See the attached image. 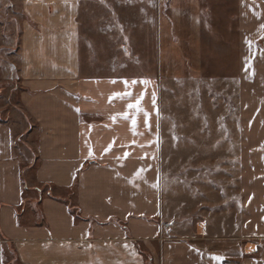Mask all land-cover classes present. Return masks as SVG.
Here are the masks:
<instances>
[{
  "label": "crops",
  "instance_id": "1",
  "mask_svg": "<svg viewBox=\"0 0 264 264\" xmlns=\"http://www.w3.org/2000/svg\"><path fill=\"white\" fill-rule=\"evenodd\" d=\"M226 1L238 6L243 55L258 37L264 0H172L168 7L177 23L204 28L205 2ZM23 5L36 25L19 26L18 102L37 124L36 167L29 181L24 146L0 120V264H222L216 250L186 242L162 220L158 78L109 63L112 72L102 73L90 46L80 47L76 0ZM247 258L264 264V253Z\"/></svg>",
  "mask_w": 264,
  "mask_h": 264
},
{
  "label": "rangeland",
  "instance_id": "2",
  "mask_svg": "<svg viewBox=\"0 0 264 264\" xmlns=\"http://www.w3.org/2000/svg\"><path fill=\"white\" fill-rule=\"evenodd\" d=\"M76 1L80 47L90 46L91 56L103 62L102 73L112 72V64L159 80L162 220L186 242L216 250L222 264H255L247 255L256 260L264 253V16L258 37L241 55L234 1L205 2L211 11L203 16L204 28L177 23L168 7L172 0L125 7L118 0ZM23 4L0 0V120L13 126L17 148L24 146L19 150L31 181L37 124L19 106L23 87L16 68L19 26L36 22Z\"/></svg>",
  "mask_w": 264,
  "mask_h": 264
},
{
  "label": "snow or ice",
  "instance_id": "3",
  "mask_svg": "<svg viewBox=\"0 0 264 264\" xmlns=\"http://www.w3.org/2000/svg\"><path fill=\"white\" fill-rule=\"evenodd\" d=\"M129 107L131 108V107H134V105H129ZM137 110H139V109H137ZM125 156H127V153H125Z\"/></svg>",
  "mask_w": 264,
  "mask_h": 264
},
{
  "label": "trees",
  "instance_id": "4",
  "mask_svg": "<svg viewBox=\"0 0 264 264\" xmlns=\"http://www.w3.org/2000/svg\"><path fill=\"white\" fill-rule=\"evenodd\" d=\"M140 251H142L143 253H145L146 254V252H144L142 249H140ZM147 255V254H146ZM147 258H149V256L147 255Z\"/></svg>",
  "mask_w": 264,
  "mask_h": 264
},
{
  "label": "water",
  "instance_id": "5",
  "mask_svg": "<svg viewBox=\"0 0 264 264\" xmlns=\"http://www.w3.org/2000/svg\"><path fill=\"white\" fill-rule=\"evenodd\" d=\"M262 44L264 45V41L262 42Z\"/></svg>",
  "mask_w": 264,
  "mask_h": 264
}]
</instances>
